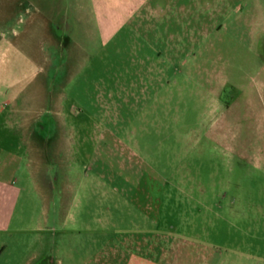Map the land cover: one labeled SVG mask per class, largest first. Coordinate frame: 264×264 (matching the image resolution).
I'll return each instance as SVG.
<instances>
[{"label":"rangeland","instance_id":"374dc122","mask_svg":"<svg viewBox=\"0 0 264 264\" xmlns=\"http://www.w3.org/2000/svg\"><path fill=\"white\" fill-rule=\"evenodd\" d=\"M30 1L0 0V178L20 189L0 264H133L138 247L263 264L264 0H181L180 20L108 41L89 8Z\"/></svg>","mask_w":264,"mask_h":264},{"label":"crops","instance_id":"0c3cea01","mask_svg":"<svg viewBox=\"0 0 264 264\" xmlns=\"http://www.w3.org/2000/svg\"><path fill=\"white\" fill-rule=\"evenodd\" d=\"M73 1L74 0H66V4L65 2L62 4V6L64 5V12L70 13L72 10L81 11L83 9L87 11L89 8V12H91L92 18L95 20L98 33L100 36H102L104 41L112 40L123 29L128 30V28L132 27V31H135L137 29L136 20L141 19L143 22L144 19H150L154 11L158 10L169 12V19L172 18L175 20L177 18L180 20L181 17L179 16L182 12L186 13L184 10H186L185 8L188 7L185 4L180 5L181 0H168L166 7L162 5L165 0H75V2L72 3ZM82 1L85 2V5L82 3ZM33 2L34 0L31 2L32 7H35L34 10L40 14V16L38 15L36 17L41 18V12H43V8L39 7ZM261 4L262 2H260L259 9L262 14L261 17H259V21L257 23L260 37L264 35V10ZM74 18L77 19V16ZM61 19H65V17L62 16ZM31 22L34 23V20ZM67 27H71V24L67 25ZM141 33L144 34V31ZM19 195L20 189H18L13 183L0 178V230H6L11 226L15 205L18 201L17 198ZM143 242H149V240L145 239ZM142 250L143 248L138 247L137 254H135L133 258V264H145V259L141 258ZM184 255H187L190 260L192 259V254L190 252L185 254L181 251H174L170 255L166 252H163L158 257H160L165 264H181V259L185 257ZM206 260L208 263L207 258ZM191 262L192 261H190L188 264H192Z\"/></svg>","mask_w":264,"mask_h":264}]
</instances>
